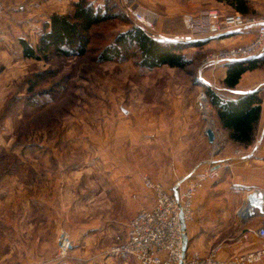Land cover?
<instances>
[{
  "label": "rangeland",
  "instance_id": "obj_1",
  "mask_svg": "<svg viewBox=\"0 0 264 264\" xmlns=\"http://www.w3.org/2000/svg\"><path fill=\"white\" fill-rule=\"evenodd\" d=\"M88 1L109 5L120 14L124 4L140 6L154 17L152 34L204 43L184 50L192 59L184 69L146 70L135 57L100 63L98 51L127 28L126 22L113 18L93 27L85 55L34 60L23 57L19 40L36 46L49 14L72 13L78 0H0V264H61L70 256L71 249L66 257L58 252L60 232L69 237L58 220L60 190H41L40 183H29L30 177L38 180L45 167L54 170L60 164L64 177L76 176L65 188L66 207L74 194H80L82 202L92 196L96 257L105 264H139L131 256L114 254L112 248L125 240L129 219L152 206L153 192L144 186L143 177L152 180L149 171L155 161L165 158L167 145L176 141L175 127L188 124L193 139L211 127L214 141H228L205 93L207 85L224 88V70L204 61L214 50L251 39L228 44L225 39H206L211 36L205 34L188 37L183 16L198 17L211 9L221 14L236 11L216 0ZM248 1L250 12L243 16L263 17L264 0ZM260 85L262 98L264 83ZM200 96L208 114L201 108ZM262 123L264 118L254 143L240 154L258 152L259 147L253 148L260 146ZM211 149L206 146L204 153L209 155ZM191 150L201 154L202 146ZM145 198H152L149 206Z\"/></svg>",
  "mask_w": 264,
  "mask_h": 264
},
{
  "label": "crops",
  "instance_id": "obj_2",
  "mask_svg": "<svg viewBox=\"0 0 264 264\" xmlns=\"http://www.w3.org/2000/svg\"><path fill=\"white\" fill-rule=\"evenodd\" d=\"M229 32V33H228ZM223 38L216 40L228 42V44H242L250 40L252 31L248 29L230 30ZM223 34V33H222ZM220 35V34H216ZM215 36V35H214ZM227 44V45H228ZM219 66V67H218ZM216 67V66H215ZM224 70L223 64L217 65ZM264 83V70L258 69L245 72L234 91L244 93L259 87ZM261 117L264 118V92L261 103ZM257 126V127H258ZM176 136L167 148L166 157H158L149 174L155 182L162 184L174 194V182L187 177L188 173L195 169L200 172L205 168L216 169L220 176L217 180L207 183L194 197V220L185 224L186 251L198 252L200 255L217 251V258L227 259L235 254H245L251 251L261 250L264 240L260 239L255 230L264 220V123L261 124L258 137L260 146L256 154L239 153L244 148L238 144L226 141L225 138L209 143L203 128L196 139L190 136L188 124L175 127ZM180 133V134H179ZM179 138V139H176ZM195 143V144H194ZM202 146L200 150L193 151V147ZM206 146L211 147V153L205 154ZM257 149V148H256ZM246 150V149H244ZM156 166V168H153ZM36 170V169H33ZM65 168L60 164L51 168L45 167L37 178H31L30 184L36 186L40 183V189H59L61 196L58 206L61 207V215L58 211L59 224L73 240L70 256L61 261V264H96L100 258L96 257L92 196L82 202L80 194H74L72 201L68 202L63 196L65 188L70 181H74L75 175H65ZM39 175V173L37 172ZM28 177L26 180L29 181ZM90 180V179H89ZM123 178L120 177L119 182ZM125 183V181H124ZM257 192V198L262 201V210L252 207L247 200L248 194ZM259 193V194H258ZM11 194H9V199ZM146 206L152 203V198H145ZM87 203V204H86ZM72 223L67 225L66 220ZM0 255H3L2 250ZM102 262V260L100 261ZM106 263V262H105ZM102 262V264H105ZM108 263V262H107ZM264 264V256L260 262Z\"/></svg>",
  "mask_w": 264,
  "mask_h": 264
},
{
  "label": "trees",
  "instance_id": "obj_3",
  "mask_svg": "<svg viewBox=\"0 0 264 264\" xmlns=\"http://www.w3.org/2000/svg\"><path fill=\"white\" fill-rule=\"evenodd\" d=\"M216 1L228 4L241 15L250 12L248 0ZM122 13H113L109 5H93L88 0H78L72 13L49 14L36 46L21 38L19 45L22 55L34 60H47L53 55L62 57L85 55L89 50L93 27L113 18L126 22L127 28L114 35L113 39L98 51L96 58L100 63L113 60L124 62L130 57H135L138 59L139 67L146 70L162 66L184 69L192 63V59L184 54V50L204 43L201 39L199 41L161 39L137 25L127 13L124 11ZM228 33L213 35L206 39L223 38ZM223 66L226 69L222 79L224 88L214 90L207 85L205 93L216 111L220 127L227 133L228 141L246 149L254 143L257 134L262 113V98L259 92L263 85L244 93L236 92L234 88L245 72L264 70V50L258 56L229 61Z\"/></svg>",
  "mask_w": 264,
  "mask_h": 264
},
{
  "label": "built area",
  "instance_id": "obj_4",
  "mask_svg": "<svg viewBox=\"0 0 264 264\" xmlns=\"http://www.w3.org/2000/svg\"><path fill=\"white\" fill-rule=\"evenodd\" d=\"M124 12L141 27L153 32L154 17L140 6L124 4ZM3 7L0 3V19ZM183 24L188 31V37L205 34L213 36L235 29L252 31L251 40L230 47L227 50H214L208 54L204 64L214 68L229 61L243 60L258 56L264 50V16L245 18L238 12L221 14L219 10L211 9L201 16L185 14ZM257 144L253 148L256 150ZM216 169L205 168L194 172L187 178L177 182V196L170 193L160 182L143 177L144 186L153 192L151 207L138 210L129 220L126 238L112 248L113 253L133 257L139 264H255L264 256V246L261 250L245 254H235L227 259L217 258V251L200 255L196 251L183 252L184 233L180 213L185 224L193 218V199L196 193L207 183L217 180ZM255 234L264 240V220L255 230ZM58 252L60 257H66L72 247V240L63 232L58 235Z\"/></svg>",
  "mask_w": 264,
  "mask_h": 264
},
{
  "label": "water",
  "instance_id": "obj_5",
  "mask_svg": "<svg viewBox=\"0 0 264 264\" xmlns=\"http://www.w3.org/2000/svg\"><path fill=\"white\" fill-rule=\"evenodd\" d=\"M205 135L208 139V142L213 143V141L215 140V133H214V130L211 129V127L205 128ZM174 195L177 196V190L175 191ZM256 196H257V192H253L251 194H248L247 200L252 207H256L261 211L262 210V201H261V199L257 198ZM180 219H181L182 229L184 231L185 230V222H184V219L182 218L181 213H180ZM185 247H186V240H185V234H184V240H183V246H182L183 252L186 251Z\"/></svg>",
  "mask_w": 264,
  "mask_h": 264
},
{
  "label": "bare ground",
  "instance_id": "obj_6",
  "mask_svg": "<svg viewBox=\"0 0 264 264\" xmlns=\"http://www.w3.org/2000/svg\"><path fill=\"white\" fill-rule=\"evenodd\" d=\"M199 99H201V101H200V105H201V108H202V110H203V112H204V114H208L207 112L209 111H207V109H206V107H205V100L200 96V98ZM208 117V116H207Z\"/></svg>",
  "mask_w": 264,
  "mask_h": 264
}]
</instances>
